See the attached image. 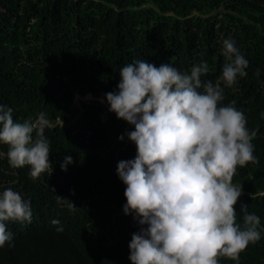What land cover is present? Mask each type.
Returning a JSON list of instances; mask_svg holds the SVG:
<instances>
[{"label": "trees", "instance_id": "1", "mask_svg": "<svg viewBox=\"0 0 264 264\" xmlns=\"http://www.w3.org/2000/svg\"><path fill=\"white\" fill-rule=\"evenodd\" d=\"M224 39L249 66L233 86L221 82V106L235 101L249 131L258 128V163L237 167L232 178L242 188L237 222L248 205L260 218L261 239L238 262L219 264H264V0H0V104L16 122L45 114L52 165L51 175L34 179L29 167L12 168L0 156V192H19L32 211L31 223L6 222L14 246L0 248V264H131L128 245L142 226L123 212L126 185L116 168L136 156L126 135L134 128L109 111L106 94L117 91L120 69L137 60L182 73L207 63L201 79L215 83ZM87 95L93 100L80 99Z\"/></svg>", "mask_w": 264, "mask_h": 264}, {"label": "clouds", "instance_id": "2", "mask_svg": "<svg viewBox=\"0 0 264 264\" xmlns=\"http://www.w3.org/2000/svg\"><path fill=\"white\" fill-rule=\"evenodd\" d=\"M221 55L225 63L215 83L201 79L209 71L207 63L182 73L167 63L157 67L137 60L120 69L117 91L106 94L109 111L134 128L126 135L136 156L116 168L126 185L123 212L142 226L128 245L131 264L238 262L249 244L261 239L260 218L248 212V205L241 204L243 222H237L242 188L232 183L237 167L258 163L252 144L258 128L249 131L235 101L221 106V82L233 86L238 76H247L249 64L231 39L223 40ZM49 124L44 113L34 121L16 122L13 109L0 104V145L7 147L0 156L12 168L29 167L34 179L51 175L44 134ZM71 162L65 157L61 170ZM56 199L76 210L69 201ZM31 219V204L19 192H0V248L14 246L6 222ZM51 223L63 232L58 220Z\"/></svg>", "mask_w": 264, "mask_h": 264}, {"label": "rangeland", "instance_id": "3", "mask_svg": "<svg viewBox=\"0 0 264 264\" xmlns=\"http://www.w3.org/2000/svg\"><path fill=\"white\" fill-rule=\"evenodd\" d=\"M78 99H79L78 97L75 98L76 101H77ZM80 99H82V100H93V97L90 96V95H87V96H85V97H80Z\"/></svg>", "mask_w": 264, "mask_h": 264}]
</instances>
